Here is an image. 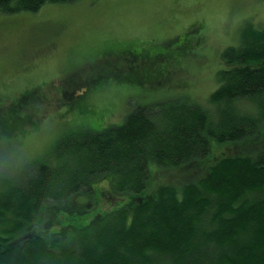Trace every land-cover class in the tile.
Returning <instances> with one entry per match:
<instances>
[{
	"label": "trees",
	"instance_id": "16d2710c",
	"mask_svg": "<svg viewBox=\"0 0 264 264\" xmlns=\"http://www.w3.org/2000/svg\"><path fill=\"white\" fill-rule=\"evenodd\" d=\"M78 1L0 0V32L22 34L19 40L33 32L40 43L48 8ZM26 22L35 24L30 28ZM203 37L182 45L185 58L200 52ZM241 37L220 55L213 111L179 90L165 96L182 102L162 115L149 112L151 106L135 108L122 125L102 127L73 119L76 112L89 111L83 103L88 91L64 95L67 111L56 149L29 170L12 176L0 171V264H264V145L253 154L254 140L264 136V26L247 24ZM43 46L37 53L19 47L11 66L24 67L26 74ZM126 51L111 49L107 55ZM155 60L148 68L154 75L146 77L156 83L167 76L175 89L184 86L179 76V85L170 83L177 64L172 57L169 69L161 71ZM110 74L108 79L116 76ZM6 87L0 110L13 99V113L28 111L26 99L34 88L15 98ZM37 120L35 126L41 124ZM229 143L249 149L217 158ZM158 167L173 170L176 183L154 185L162 172ZM99 178L114 181L110 187L123 196L116 210L94 214L93 182ZM51 201L71 203L55 209L54 222L63 214L61 227L73 231L67 246L57 241L54 226H41Z\"/></svg>",
	"mask_w": 264,
	"mask_h": 264
},
{
	"label": "rangeland",
	"instance_id": "374dc122",
	"mask_svg": "<svg viewBox=\"0 0 264 264\" xmlns=\"http://www.w3.org/2000/svg\"><path fill=\"white\" fill-rule=\"evenodd\" d=\"M48 10L42 21L44 29L40 43L36 42L33 32L28 31L21 40L22 34L10 32L12 35L6 36L0 32V91L5 93L4 86H7L17 98L34 88L26 99L28 111L13 113V99L0 110V121H3L0 125V171L9 176L21 169L29 170L33 161L44 162L46 156H43L56 149L61 120L67 111L63 96L74 94L70 91H88L83 103L84 109L87 107L89 111H85V115L75 111L73 119L86 118L102 127L122 125L124 115L135 108L151 106L149 112L162 115L182 102V99L165 96L179 90L183 95L189 93L186 96L193 98L196 104L213 111L210 97L219 86L216 73L223 66L221 53L241 43V33L247 24L264 26V0H80ZM44 12L40 16H44ZM33 24L26 22L30 28ZM200 34L204 36L200 52L192 56L194 58H185L180 51L182 45ZM38 45H44V53L40 54V59L36 58L34 67L26 74H23L24 67L11 66L19 47L37 53ZM5 49L7 53L3 52ZM111 49L127 50V53L109 56L107 51ZM93 53L98 56L94 58ZM128 53L144 55V59L128 57ZM173 53L175 56H171ZM171 57L177 64L169 73L174 75L170 83L179 85V77L185 81L184 86L176 89L168 84L167 76L155 79L156 83L146 77L154 75V69L148 70L151 60L156 59L155 68L161 71L162 67L169 69ZM6 58L13 59L7 64L3 62L8 60ZM110 72L116 75L110 74L113 79L107 78ZM144 77L145 82H142ZM5 83L7 85L3 86ZM146 92L154 96L148 97ZM92 109L96 116L90 118ZM71 117L69 113L67 119ZM37 119H40L39 126L34 125ZM254 141L253 154L264 145V136ZM230 144L222 146L217 158L241 154L242 148H248L247 144L240 147ZM158 168L162 172L155 176L154 185L176 183V178H172L173 170ZM180 174L176 176L180 178ZM112 184L114 181L101 178L93 182L96 190L94 214L120 207L117 203L123 195L111 188ZM70 204L51 201L45 209V214L47 210L49 213L40 220L41 226H54L59 233L57 241L64 246L71 242L73 231L61 227L65 221L61 219L63 214L60 223L54 220L59 205L67 207Z\"/></svg>",
	"mask_w": 264,
	"mask_h": 264
}]
</instances>
